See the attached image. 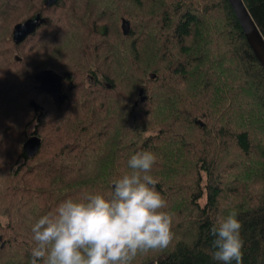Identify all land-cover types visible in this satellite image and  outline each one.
I'll return each instance as SVG.
<instances>
[{
	"label": "trees",
	"instance_id": "obj_1",
	"mask_svg": "<svg viewBox=\"0 0 264 264\" xmlns=\"http://www.w3.org/2000/svg\"><path fill=\"white\" fill-rule=\"evenodd\" d=\"M244 1L264 35V0ZM38 12L46 22L16 42ZM45 69L62 101L41 87ZM145 150L174 239L133 264H220L210 229L233 210L243 264H264V66L229 0H0V264H30L42 215L108 196Z\"/></svg>",
	"mask_w": 264,
	"mask_h": 264
},
{
	"label": "clouds",
	"instance_id": "obj_2",
	"mask_svg": "<svg viewBox=\"0 0 264 264\" xmlns=\"http://www.w3.org/2000/svg\"><path fill=\"white\" fill-rule=\"evenodd\" d=\"M157 159L151 151L136 152L108 196L85 192L42 215L31 227L30 264H133L140 254L167 249L173 216L150 174ZM241 230L235 210L217 219L210 229L212 260L243 264Z\"/></svg>",
	"mask_w": 264,
	"mask_h": 264
},
{
	"label": "water",
	"instance_id": "obj_3",
	"mask_svg": "<svg viewBox=\"0 0 264 264\" xmlns=\"http://www.w3.org/2000/svg\"><path fill=\"white\" fill-rule=\"evenodd\" d=\"M57 0H45L46 5H51L55 3ZM231 3L239 21L241 27L246 35V38L253 48L257 58L264 66V35L255 22L250 10L245 4L244 0H229ZM46 18L38 13L35 17L28 18L23 23H18L15 25L13 31V38L16 42L22 41L28 34L32 33L36 30L37 26L41 23L45 22ZM124 22V31L127 32V28H125ZM38 77L41 79V87L46 90H50L53 93L54 98L57 101H62L65 94L61 93V75H59L54 70H44L38 73ZM142 93V91H141ZM141 99H145V96H141ZM42 142V138L36 134H33L27 138V140L23 144V148L25 152L32 156L34 155ZM144 264H159L157 260H151ZM196 264H204V263H196Z\"/></svg>",
	"mask_w": 264,
	"mask_h": 264
},
{
	"label": "bare ground",
	"instance_id": "obj_4",
	"mask_svg": "<svg viewBox=\"0 0 264 264\" xmlns=\"http://www.w3.org/2000/svg\"><path fill=\"white\" fill-rule=\"evenodd\" d=\"M57 1H58V0H57ZM57 1H56V2H57ZM56 2H55V3H56ZM53 4H54V3H53ZM44 5L47 7V6H51L52 4H51V5H46V4H45V0H44ZM38 13H40V12H38ZM38 13H36L34 16H31V17H28V18L35 17ZM41 15H42V14H41ZM42 16H43V15H42ZM43 17H45V16H43ZM28 18H27V19H28ZM45 18H46V17H45ZM27 19H25L24 21L18 22V23H23V22H25ZM45 22H46V21H45ZM18 23H16V24H18ZM16 24H15V25H16ZM125 26H126V27L128 26V24L126 25V22H125ZM37 27H38V26H37ZM123 27H124V23H123ZM14 28H15V26H14ZM13 31H14V29H13ZM28 35H29V34H28ZM26 37H27V36H26ZM26 37H25V38H26ZM25 38H24V39H25ZM13 39H14V38H13ZM24 39H23V40H24ZM45 70H49V69H45ZM51 70H53V69H51ZM42 71H44V70H42ZM40 72H41V71H40ZM40 81H41V79H40ZM40 84H41V83H40ZM52 95H53V94H52ZM65 95H66V93H65ZM53 97H54V96H53Z\"/></svg>",
	"mask_w": 264,
	"mask_h": 264
},
{
	"label": "rangeland",
	"instance_id": "obj_5",
	"mask_svg": "<svg viewBox=\"0 0 264 264\" xmlns=\"http://www.w3.org/2000/svg\"><path fill=\"white\" fill-rule=\"evenodd\" d=\"M16 54H15V56L17 55H21V53H19V52H15ZM14 55V54H13ZM87 79V77L85 78V80ZM91 81V79H88V80H86V85L89 83ZM141 95H142V93H140ZM237 112V111H236ZM242 116H243V114H242ZM241 116V117H242ZM237 117H238V114H237ZM240 120H241V118H240ZM33 130V128H30V130H29V134L31 135L32 134V131ZM2 220L3 221H5L6 220V217H2Z\"/></svg>",
	"mask_w": 264,
	"mask_h": 264
},
{
	"label": "flooded vegetation",
	"instance_id": "obj_6",
	"mask_svg": "<svg viewBox=\"0 0 264 264\" xmlns=\"http://www.w3.org/2000/svg\"><path fill=\"white\" fill-rule=\"evenodd\" d=\"M52 92V91H51ZM61 93H63V94H65V91H64V89H63V86H62V88H61ZM53 94V93H52Z\"/></svg>",
	"mask_w": 264,
	"mask_h": 264
}]
</instances>
